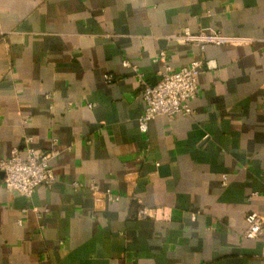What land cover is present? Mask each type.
I'll use <instances>...</instances> for the list:
<instances>
[{"label": "crops", "instance_id": "obj_1", "mask_svg": "<svg viewBox=\"0 0 264 264\" xmlns=\"http://www.w3.org/2000/svg\"><path fill=\"white\" fill-rule=\"evenodd\" d=\"M184 29L245 41L200 49ZM160 50L202 62L198 94L141 132ZM26 136L55 180L26 198L0 173V264H264L243 236L264 216V0H0V159Z\"/></svg>", "mask_w": 264, "mask_h": 264}, {"label": "built area", "instance_id": "obj_2", "mask_svg": "<svg viewBox=\"0 0 264 264\" xmlns=\"http://www.w3.org/2000/svg\"><path fill=\"white\" fill-rule=\"evenodd\" d=\"M178 42L195 43L200 49L206 44L224 45L233 43H242L243 38L231 37L221 34L216 30L200 29L196 33L184 29L181 33L173 36ZM167 54L164 50H160L153 58V61H161L163 66L159 72L158 80L150 84L143 79L141 74L139 77V94L144 102V109L138 118V129L146 132L148 123L151 119L158 115H166L172 118L178 113L191 114L192 107L190 99L198 94L197 76L202 62L200 60H192L188 64L173 68L166 62ZM128 65L127 61L123 62ZM108 82L113 81L111 75H106ZM48 97V95H47ZM32 138L26 136L23 140V147L13 148L9 157L0 159V173H2V184L9 192H16L26 198H30L34 189L39 185L50 187L55 180L54 172L50 166V158L55 155V151H37L31 145ZM222 184L227 182V175L222 174ZM74 189H80L84 185L79 181H73ZM89 189L93 193L101 194L108 201L119 199L118 195H114L110 189L99 191L94 182H91ZM47 208L43 211H36L37 217L41 213H46ZM158 208H149L142 204L140 200H136L135 215L138 219L156 218ZM246 229L243 233L245 238H261L264 242L263 225L264 216L251 212L245 216ZM20 225L22 220H18Z\"/></svg>", "mask_w": 264, "mask_h": 264}]
</instances>
